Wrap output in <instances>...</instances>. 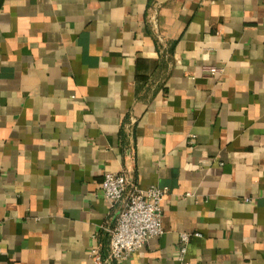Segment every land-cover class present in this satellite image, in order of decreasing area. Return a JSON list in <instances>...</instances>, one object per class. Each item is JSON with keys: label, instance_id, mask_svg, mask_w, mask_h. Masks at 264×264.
Masks as SVG:
<instances>
[{"label": "crops", "instance_id": "0c3cea01", "mask_svg": "<svg viewBox=\"0 0 264 264\" xmlns=\"http://www.w3.org/2000/svg\"><path fill=\"white\" fill-rule=\"evenodd\" d=\"M106 173L166 188L122 262ZM0 264H264V0H0Z\"/></svg>", "mask_w": 264, "mask_h": 264}, {"label": "built area", "instance_id": "2783aa9c", "mask_svg": "<svg viewBox=\"0 0 264 264\" xmlns=\"http://www.w3.org/2000/svg\"><path fill=\"white\" fill-rule=\"evenodd\" d=\"M209 74H216L219 69L209 67ZM101 190L111 206L119 205L114 223L105 228L109 234L107 260L122 262L140 250L150 237L163 234L162 199L166 188L156 185L145 189L128 188L123 173H106L101 182ZM188 234H180L179 260H183ZM99 247L90 250V256L101 261Z\"/></svg>", "mask_w": 264, "mask_h": 264}]
</instances>
